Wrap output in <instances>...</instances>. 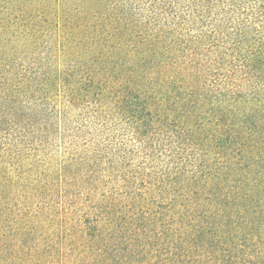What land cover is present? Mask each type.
Wrapping results in <instances>:
<instances>
[{
  "label": "trees",
  "instance_id": "obj_1",
  "mask_svg": "<svg viewBox=\"0 0 264 264\" xmlns=\"http://www.w3.org/2000/svg\"><path fill=\"white\" fill-rule=\"evenodd\" d=\"M0 264H264V0H0Z\"/></svg>",
  "mask_w": 264,
  "mask_h": 264
},
{
  "label": "rangeland",
  "instance_id": "obj_2",
  "mask_svg": "<svg viewBox=\"0 0 264 264\" xmlns=\"http://www.w3.org/2000/svg\"><path fill=\"white\" fill-rule=\"evenodd\" d=\"M124 129L122 128V129H120V131L118 132V134H121V133H123L124 134ZM126 133V132H125ZM121 137H124V136H121ZM55 144H57V143H55ZM58 145V144H57ZM51 150H53V148L51 149ZM60 150L58 149V152H59ZM56 152V151H55ZM28 153V152H27Z\"/></svg>",
  "mask_w": 264,
  "mask_h": 264
}]
</instances>
